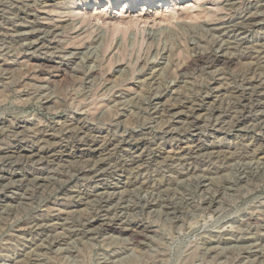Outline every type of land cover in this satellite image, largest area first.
Here are the masks:
<instances>
[{
	"label": "rangeland",
	"instance_id": "rangeland-1",
	"mask_svg": "<svg viewBox=\"0 0 264 264\" xmlns=\"http://www.w3.org/2000/svg\"><path fill=\"white\" fill-rule=\"evenodd\" d=\"M133 1L0 0V264H264V0Z\"/></svg>",
	"mask_w": 264,
	"mask_h": 264
},
{
	"label": "bare ground",
	"instance_id": "bare-ground-1",
	"mask_svg": "<svg viewBox=\"0 0 264 264\" xmlns=\"http://www.w3.org/2000/svg\"><path fill=\"white\" fill-rule=\"evenodd\" d=\"M161 1L162 0H159V1H157V7H160L161 6ZM134 3L136 2L137 3V1H133ZM143 2H145L146 4H148V3H150V2H152V1H150V0H144ZM156 2V1H155ZM124 4H126L125 2L123 3V5ZM132 7H133V4H131V6L129 7V5L128 4H126L124 7H122L123 9H122V12L124 11V13H127L128 12V9H132ZM128 29V28H127ZM113 30L114 31H117V32H122V30L119 28V27H114L113 28ZM220 61H224L223 59H221L220 57H218L217 55H210V54H201V55H198L197 57H194L191 61H189L186 65H184V68H183V70L184 69H186L187 67H191L190 65H192V64H194V65H206L207 66V68H211V67H213L215 64H217V63H219ZM228 61H229V58L227 59H225V62L224 63H228ZM233 61V60H232ZM46 63H47V61H46ZM200 67V66H199ZM236 98V97H235ZM182 102V101H181ZM193 102V101H192ZM195 102V101H194ZM188 103V102H187ZM198 103V102H197ZM184 104L183 103H179V104H171L170 106H168V108H166L165 110H166V112H168V114L170 115V113L171 112H173L174 110H179L180 108H182V107H184L183 106ZM195 105V104H194ZM167 107V106H166ZM197 108V107H196ZM191 110V113H193L194 111H195V109H194V107L193 108H190ZM164 110V109H163ZM165 110H164V112H165ZM165 112V113H166ZM181 114V113H180ZM188 115V114H187ZM186 120H191V117L189 116H187L186 118H185ZM192 122V121H191ZM187 123V122H186ZM49 154V153H48ZM127 166V165H126ZM85 169V168H84ZM86 170V169H85ZM3 178V177H2ZM100 199V198H99ZM105 199V198H104ZM210 204V203H209ZM208 204V205H209ZM210 206V205H209ZM256 217V216H255ZM87 219V218H86ZM92 219V218H91ZM87 223V222H86ZM86 223H84V224H86ZM109 223H111V222H108V224H106V226L107 227H109V228H107V229H111L112 231H114V232H117L118 234H123V233H128V232H130L131 234H133L134 235V237L135 238H138V237H140V236H142V235H144L143 234V232H145V231H147L148 230V228L149 227H144L143 226V224L142 225H140L139 227H127V226H125L124 225V227L123 226H114V225H110ZM127 223V222H126ZM83 226V225H82ZM130 226V225H129ZM88 227V226H87ZM85 228V227H84ZM142 228V229H141ZM260 228V227H259ZM138 229H141V230H138ZM87 230H88V228H87ZM148 231H150V230H148ZM61 236V235H60ZM133 239V238H132ZM124 241V240H123Z\"/></svg>",
	"mask_w": 264,
	"mask_h": 264
}]
</instances>
